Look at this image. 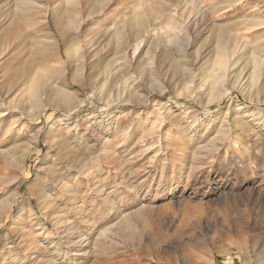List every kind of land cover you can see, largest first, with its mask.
I'll list each match as a JSON object with an SVG mask.
<instances>
[{
    "label": "rangeland",
    "instance_id": "rangeland-1",
    "mask_svg": "<svg viewBox=\"0 0 264 264\" xmlns=\"http://www.w3.org/2000/svg\"><path fill=\"white\" fill-rule=\"evenodd\" d=\"M0 11V264H264V0Z\"/></svg>",
    "mask_w": 264,
    "mask_h": 264
},
{
    "label": "bare ground",
    "instance_id": "bare-ground-1",
    "mask_svg": "<svg viewBox=\"0 0 264 264\" xmlns=\"http://www.w3.org/2000/svg\"><path fill=\"white\" fill-rule=\"evenodd\" d=\"M233 1H238V0H232V2ZM27 2V1H26ZM25 2V3H26ZM32 2V1H31ZM142 2V1H141ZM10 3V2H9ZM23 3V2H22ZM25 3H24V5H25ZM140 3V2H139ZM30 5V4H29ZM32 5V4H31ZM3 6V5H2ZM6 7V6H5ZM26 7V6H25ZM140 7V6H139ZM150 7H151V5H150ZM16 8V7H15ZM22 8V7H21ZM20 8V9H21ZM201 7H199V9H200ZM12 9V8H11ZM10 9V10H11ZM33 9V8H32ZM14 10V9H13ZM29 10V9H28ZM203 11H204V9H202ZM12 11V10H11ZM21 11V10H20ZM19 11V12H20ZM202 11V12H203ZM206 11V10H205ZM1 12V11H0ZM199 12V11H198ZM11 13V12H10ZM15 13V12H14ZM21 13V12H20ZM23 13V12H22ZM201 13V12H200ZM16 14H18V13H16ZM15 14V15H16ZM28 15V14H27ZM7 16H8V14H7ZM26 16V15H25ZM146 16V15H145ZM207 16V15H206ZM13 17V16H12ZM23 17V16H22ZM16 18V17H15ZM139 19H140V17L139 16H132V19L129 21V24L131 25V27H134V26H137V24H138V22H139ZM14 23V22H13ZM23 23V22H22ZM141 23H142V21H141ZM12 24V23H11ZM18 24V23H17ZM128 24V25H129ZM219 26V25H218ZM113 27H114V25H113ZM112 27V28H113ZM130 27V28H131ZM11 28V27H10ZM106 29V28H105ZM109 29V28H108ZM10 30V29H9ZM105 31V30H104ZM107 31V30H106ZM123 31V30H122ZM12 32V31H11ZM10 32V33H11ZM121 32V31H120ZM116 33V32H115ZM138 33H139V31H138ZM237 33H239V32H237ZM216 35H217V39H218V41H217V44H218V46L219 47H221L222 46V42L224 41V35H225V33H224V30L222 29V28H218V30H216ZM239 37V36H238ZM231 42L233 43V42H239V40H240V37H239V40L236 38V37H233L232 36V38H231ZM72 41V40H71ZM69 39H68V37L66 36H64L63 35V43H64V45H65V47H66V49H65V53L67 54V56H68V58L69 59H71V57H70V50H69ZM227 42V41H226ZM52 43H53V41H52ZM59 45H60V43H59V41H58V39H57V42H55L54 44H53V46L51 47V48H56L57 46L59 47ZM224 45V44H223ZM50 46V45H49ZM48 46V47H49ZM225 46V45H224ZM246 46V45H245ZM227 47V46H226ZM244 48V47H243ZM47 50V49H46ZM52 50V49H51ZM245 50V49H244ZM236 51V50H235ZM239 51V50H238ZM237 52V51H236ZM242 52V51H241ZM51 53V52H50ZM49 53V54H50ZM235 52L233 51V50H231V51H229L228 53H226L225 55H226V60H223V61H220V65H221V70H222V72H223V75H227V70H228V68H229V64L231 63H236L237 65H238V61H239V59H240V57H238V56H236L235 57V59L234 58H232L233 59V61L232 62H230L231 60H230V58L232 57V56H234L235 54H234ZM233 54V55H232ZM244 56V55H243ZM261 56V55H260ZM241 58H243V57H241ZM229 63V64H228ZM254 63H255V68L253 69V71L251 72V74H249L247 77H246V80H249L250 79V83H251V81L252 82H257L260 78H261V76H263L262 74H264V72H263V70H264V63H263V60H260V59H258L256 56H254ZM83 65H84V63H83ZM92 65H93V63H92ZM215 65V64H214ZM81 66V65H80ZM80 66H78V65H74V66H72L71 67V76H70V80L72 81V82H78L77 81V69H80L79 67ZM108 64H106V66H104L103 67V71H106L107 70V68H108ZM236 66V65H235ZM86 68V66L84 67H81V69L83 70V69H85ZM89 68H90V65H89ZM92 68V67H91ZM236 68V67H235ZM253 68V67H252ZM64 69H65V67H64ZM63 69V70H64ZM93 69V68H92ZM66 70V69H65ZM238 70V69H237ZM232 71V70H231ZM18 72V71H17ZM65 73V72H64ZM95 73V72H94ZM16 75V74H15ZM247 75V74H246ZM17 77V76H16ZM229 77V76H228ZM50 78V77H49ZM225 78H226V76H225ZM66 79V78H65ZM202 79V78H201ZM200 79V80H201ZM55 80V79H54ZM64 80V79H63ZM206 81V80H205ZM61 82H62V80H61ZM64 82V81H63ZM201 83V82H200ZM245 83V82H244ZM56 84H58V83H56ZM206 84V83H205ZM241 84V83H240ZM207 85V84H206ZM245 85V84H244ZM247 85V84H246ZM250 85V84H249ZM55 86V85H54ZM67 87V86H66ZM62 88V87H61ZM244 88V87H243ZM54 89V88H53ZM53 89H52V91H53ZM56 89V88H55ZM18 90V89H17ZM203 91V90H202ZM53 95H54V99H56L57 101H66V102H70V101H72V98L74 97V93L72 94V92L70 91V92H67L66 91V89L65 90H63V89H56L54 92H53ZM71 103V102H70ZM75 105V104H74ZM1 116V115H0ZM3 116V115H2ZM54 128V127H53ZM54 140V139H53ZM53 177H55V175L53 176ZM66 187V186H65ZM173 190V189H172ZM73 193V192H72ZM22 211V210H21ZM56 211V210H55ZM67 224V223H66Z\"/></svg>",
    "mask_w": 264,
    "mask_h": 264
}]
</instances>
